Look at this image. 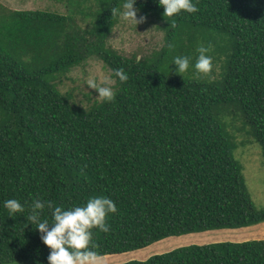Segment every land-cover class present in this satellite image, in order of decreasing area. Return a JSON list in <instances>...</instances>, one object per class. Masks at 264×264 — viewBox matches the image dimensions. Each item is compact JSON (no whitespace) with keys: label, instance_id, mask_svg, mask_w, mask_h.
<instances>
[{"label":"trees","instance_id":"obj_1","mask_svg":"<svg viewBox=\"0 0 264 264\" xmlns=\"http://www.w3.org/2000/svg\"><path fill=\"white\" fill-rule=\"evenodd\" d=\"M47 1L65 12L0 4V264H48L49 248L25 217L38 197L64 206L112 198L109 231L93 229L101 257L263 223L235 151L255 143L264 161V0H195L196 12L174 17H163L156 0H136L163 39L129 56L109 44L120 21L111 7L122 0ZM200 44L210 46L208 73L191 64L171 71L175 55L194 63ZM91 59L109 70L111 102L81 83L71 88ZM8 198L24 211L8 216ZM125 264H264V240L192 245Z\"/></svg>","mask_w":264,"mask_h":264},{"label":"clouds","instance_id":"obj_2","mask_svg":"<svg viewBox=\"0 0 264 264\" xmlns=\"http://www.w3.org/2000/svg\"><path fill=\"white\" fill-rule=\"evenodd\" d=\"M162 6L163 17H174L182 13H194L197 9L195 0H156ZM136 0H122L119 7H111L112 16L124 23H132L135 26L144 20L141 15L137 18L138 9L134 7ZM174 27V24H170ZM168 48L174 47L169 42ZM194 63L192 57L187 55H175L172 62L177 74H183L189 69L190 64L198 73H208L212 67L210 46L198 45ZM169 64V65H170ZM119 81L128 79V73L123 67L112 70ZM112 78L104 77L103 80L88 78L85 83L91 89H95L96 98L111 102L116 91L111 86ZM3 207L8 210V216L23 212L25 205L17 198L4 200ZM29 210L26 223H31L40 233L41 241L48 246V264H101V253L96 250L93 240V229H99L107 233L109 224L107 217L117 211L116 202L107 195L89 196L83 203H73L69 206L54 203L52 200L35 198L28 206ZM51 212V219L42 218L44 210Z\"/></svg>","mask_w":264,"mask_h":264},{"label":"rangeland","instance_id":"obj_3","mask_svg":"<svg viewBox=\"0 0 264 264\" xmlns=\"http://www.w3.org/2000/svg\"><path fill=\"white\" fill-rule=\"evenodd\" d=\"M0 4L2 7L4 6V8L10 10L50 8L51 11L58 9L61 12H65L64 5H54L52 2L50 4L47 0H0ZM140 15L137 14V18ZM144 20L147 22L149 18H145ZM144 20L136 26L132 23L119 21L109 38V44L115 50L124 55L127 54V56L134 51H138L139 47L149 48L159 46L163 39V32L152 26L147 27ZM73 77L78 80V83L71 86V88L78 87L81 83L83 89L89 90L91 88L85 83L88 78H97L102 81L104 77H110V73L101 60L91 59L85 65L84 70H77ZM69 84L67 83L65 87L61 85L60 89L63 91L67 90L70 86ZM113 85L114 81L112 80L111 86L113 87ZM235 160L238 161L242 168V175L253 204L257 208L264 207V161L259 146L254 143L238 148L235 151ZM261 239L264 240V222L241 229H222L170 237L152 243L142 250L101 257V264H125L130 261H146L152 256L165 254L192 245L205 246L220 242L239 243Z\"/></svg>","mask_w":264,"mask_h":264}]
</instances>
